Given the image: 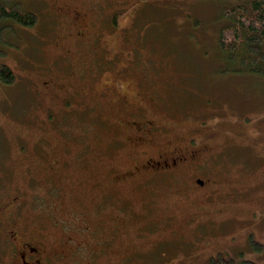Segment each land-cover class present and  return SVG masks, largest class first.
<instances>
[{
    "label": "rangeland",
    "instance_id": "rangeland-1",
    "mask_svg": "<svg viewBox=\"0 0 264 264\" xmlns=\"http://www.w3.org/2000/svg\"><path fill=\"white\" fill-rule=\"evenodd\" d=\"M18 1L38 21L0 20V264L22 229L45 264H264V70L225 59L230 0Z\"/></svg>",
    "mask_w": 264,
    "mask_h": 264
},
{
    "label": "trees",
    "instance_id": "trees-1",
    "mask_svg": "<svg viewBox=\"0 0 264 264\" xmlns=\"http://www.w3.org/2000/svg\"><path fill=\"white\" fill-rule=\"evenodd\" d=\"M229 2L222 12L228 21L220 27L218 36L225 59L237 64L232 70L261 73L264 70V0ZM6 19L35 25L38 14L23 8L18 0H0V20ZM0 76L6 82H12L15 77L8 65L0 67ZM209 264H236V260L230 254L219 252L210 258ZM243 264L258 263L246 258Z\"/></svg>",
    "mask_w": 264,
    "mask_h": 264
},
{
    "label": "flooded vegetation",
    "instance_id": "flooded-vegetation-1",
    "mask_svg": "<svg viewBox=\"0 0 264 264\" xmlns=\"http://www.w3.org/2000/svg\"><path fill=\"white\" fill-rule=\"evenodd\" d=\"M205 182L202 184L204 185ZM9 237H5L8 248L15 247V251L12 253V264H45L47 258H41V247H44L45 243L40 241L32 245L28 241V231L22 229V231L9 230ZM13 245V246H11ZM20 245L22 248H18ZM41 246V247H39ZM11 263V262H10Z\"/></svg>",
    "mask_w": 264,
    "mask_h": 264
},
{
    "label": "water",
    "instance_id": "water-1",
    "mask_svg": "<svg viewBox=\"0 0 264 264\" xmlns=\"http://www.w3.org/2000/svg\"><path fill=\"white\" fill-rule=\"evenodd\" d=\"M198 182H200L202 184L204 182V180L198 179Z\"/></svg>",
    "mask_w": 264,
    "mask_h": 264
}]
</instances>
